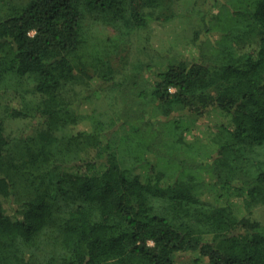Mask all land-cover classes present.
I'll use <instances>...</instances> for the list:
<instances>
[{
	"label": "trees",
	"instance_id": "16d2710c",
	"mask_svg": "<svg viewBox=\"0 0 264 264\" xmlns=\"http://www.w3.org/2000/svg\"><path fill=\"white\" fill-rule=\"evenodd\" d=\"M171 3L0 0V264H264V0L210 55L120 65Z\"/></svg>",
	"mask_w": 264,
	"mask_h": 264
},
{
	"label": "rangeland",
	"instance_id": "374dc122",
	"mask_svg": "<svg viewBox=\"0 0 264 264\" xmlns=\"http://www.w3.org/2000/svg\"><path fill=\"white\" fill-rule=\"evenodd\" d=\"M171 2L174 16L167 21L154 20L147 28L132 33L129 45L117 60L120 65L126 67L135 60L158 62L163 57L169 59L183 57L191 60L197 56L201 47L210 55L224 44L225 35L239 32L247 23L245 17L247 9L238 3L231 5L232 0H171ZM236 10H241L239 16H235ZM113 34L112 30L107 33L110 36ZM115 101L112 100V104ZM90 107V104H86L84 109L89 110ZM213 115L215 117L213 120L210 119L212 115L205 119L207 125L204 126V131L201 126L196 127V135L203 136L204 142H209L208 137L214 134L213 126L219 121H224L222 116ZM34 123L31 120L8 119L6 126L8 132L15 136L20 131L31 129ZM174 151L180 156L185 150L176 147ZM195 151L201 158H208L210 154L200 144L196 145ZM255 214L254 217L264 223V205L257 207ZM184 259L181 261L190 262L191 256H185Z\"/></svg>",
	"mask_w": 264,
	"mask_h": 264
}]
</instances>
